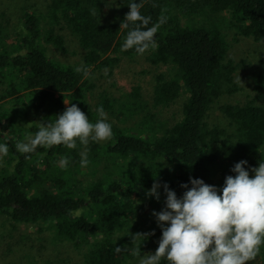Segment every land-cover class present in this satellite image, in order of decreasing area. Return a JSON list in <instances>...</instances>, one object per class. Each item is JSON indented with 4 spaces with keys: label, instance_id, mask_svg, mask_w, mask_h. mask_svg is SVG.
Here are the masks:
<instances>
[{
    "label": "trees",
    "instance_id": "obj_1",
    "mask_svg": "<svg viewBox=\"0 0 264 264\" xmlns=\"http://www.w3.org/2000/svg\"><path fill=\"white\" fill-rule=\"evenodd\" d=\"M103 2L50 0L48 17L53 27L48 30L42 26L44 16L34 11L24 13L19 33L11 34L0 24V101L12 98L37 115L46 112L47 120L65 110L66 97L78 100L84 77L46 53V44L63 47L64 37L59 34L63 28L77 36L85 51L83 64L89 69L113 68L121 57L138 56L131 49L120 51L127 32L120 28L129 11L127 0H117V15L111 20L103 13ZM140 12L152 17L150 23L167 16L155 35L158 47L145 55L152 65L177 69L176 76L156 77L152 98L155 107L166 108L185 95L172 125L156 124L148 113L136 126L112 125L108 141L87 145L86 168L79 166V144L75 149L54 145L38 146L30 154L17 151V143L37 130L34 120L29 127L17 124L19 129H11L3 142L8 151L6 163L0 166V216L14 224L46 225L59 240L79 248L82 264H129L136 254L154 253L160 228L152 224L149 231L142 230L137 222L138 211L148 207H139V201L153 203L157 210L164 206L162 187L158 201L146 195L154 182L167 183L180 197L184 191L180 185L188 183L190 176L219 188L225 176L234 175L230 169L236 162L247 161V170L264 161V106L255 100L224 103L220 110L230 120L232 130L209 124L214 105L224 95L241 90L235 83L237 66L228 57L229 44L221 25L213 20L183 23L184 18L228 12L230 26L238 35L264 41V0H144ZM111 53L116 57H110ZM263 84L264 74L255 81L258 93ZM128 97L131 103L127 107L124 101L102 94L95 109L102 104L106 113L120 115L126 123L140 116V88H134ZM95 109L80 110H87L86 116L95 122ZM5 116L0 108L1 127L11 124L10 120L3 123ZM25 117L20 116V120ZM64 155L71 159L68 167L61 168L58 161ZM112 164L116 166L113 172ZM136 233L154 234L132 243L131 235ZM126 245L131 248L124 250ZM116 247L121 252H116ZM259 254L264 264V245ZM160 264L167 262L161 260Z\"/></svg>",
    "mask_w": 264,
    "mask_h": 264
},
{
    "label": "clouds",
    "instance_id": "obj_2",
    "mask_svg": "<svg viewBox=\"0 0 264 264\" xmlns=\"http://www.w3.org/2000/svg\"><path fill=\"white\" fill-rule=\"evenodd\" d=\"M143 3L144 0H127L129 11L120 22V28L127 29L121 52L131 49L142 56L158 47L155 35L167 22V16L161 15L150 23L152 17L140 12ZM73 70L84 78L92 75L83 63ZM104 72L107 74V69ZM64 103L67 107L62 113L36 122L37 130L17 143L16 149L30 154L38 146L75 149L79 144V166L86 168L87 145L111 138L112 125L102 104L96 107L97 119L91 122L76 104ZM7 151V144L0 143V156ZM70 159L61 156L59 166L68 167ZM246 165L245 160L236 162L230 169L234 175L225 176L219 188L190 176L188 183L180 185L184 189L180 197L167 183L154 182L146 195L158 201L159 189L163 188L164 206L152 212L161 236L154 253L138 256L136 264H160L161 260L167 264H248L254 260L264 245V161L247 170ZM249 172L253 173L251 177ZM69 214H73L72 210ZM151 234L154 233L132 234L131 241L143 242ZM116 252L121 248L116 247Z\"/></svg>",
    "mask_w": 264,
    "mask_h": 264
},
{
    "label": "rangeland",
    "instance_id": "obj_3",
    "mask_svg": "<svg viewBox=\"0 0 264 264\" xmlns=\"http://www.w3.org/2000/svg\"><path fill=\"white\" fill-rule=\"evenodd\" d=\"M103 1V13L111 20L117 15L118 2L117 0ZM49 3L50 0H0V24L7 26L11 34L19 33L22 29L24 13L34 11L44 16L42 26L48 30L53 27L48 17ZM212 20L218 22L222 27L226 41L229 44L228 57L237 66L234 74L235 83L241 87V90L235 95H224L214 105L208 115L209 124L219 125L231 131L233 126L230 120L224 117L220 110L222 104L244 103L255 100L256 104L264 106V84L260 93L255 89L257 77L264 74V41H255L252 38L238 35L237 30L230 26L231 18L228 12L210 15L209 17L199 16L193 20L184 18L183 23L188 21L193 24H205ZM59 34L64 37L65 43L63 47L57 48L51 44H46L47 56L51 60L65 66L75 67L83 63L85 51L81 48L77 36L64 30V28L61 29ZM108 55L116 57L114 53ZM147 59L145 54L142 56L121 57L119 62L113 65L114 67L112 66L113 68L91 67L89 70L92 75L83 79L86 87L84 86V90L78 96V100L72 102L69 97H66L63 100L64 107H67L64 103L65 101L76 104L79 109H95V105L100 101L102 94H108L109 98L124 101L128 107V104L131 103V98L128 96L133 93L134 88L139 87L140 97L138 104L140 105V116L132 118L125 123L122 116H110L106 113L108 122L120 128L124 126L132 127L136 126L143 115L148 113L153 116L154 123L172 125L178 119L182 104L185 101V95H182L171 107L166 108L155 107L152 103V98L156 77L159 74L167 77L176 76L177 69L173 65L155 66ZM104 69H107V74H105ZM2 92L3 88L0 87V95ZM85 103L86 107H84ZM115 106V109L118 110L119 105ZM0 108L6 114L3 123H9V120L11 122V124H6L5 127L0 126V143L4 142L5 137L10 136L11 129L14 127L19 129L17 124L23 123L25 127H29L31 126V120L35 122H39L41 119L46 120L44 116L46 112L37 115L31 107L24 103L13 101L12 98L0 101ZM86 112L87 110L84 112L85 115H87ZM24 115H26L25 120L21 121L20 116L23 117ZM14 140L17 141L16 138ZM105 141H108V139ZM6 161L7 154L0 156V166L4 165ZM115 167L112 164V172ZM139 202V207H148L138 211L137 222L140 223L142 230L149 231L153 227L152 224H157L152 212H159L160 210H157V207L155 209L153 203ZM160 204L162 205V202ZM54 234L46 225L14 224L6 217L0 216V264H82V253L77 250L79 248L74 243L59 240ZM128 248L131 247L124 246V250ZM150 252L153 253L148 251L136 255L140 256ZM259 255L254 260L249 261L248 264H261ZM136 258L131 259L132 261L129 264H136Z\"/></svg>",
    "mask_w": 264,
    "mask_h": 264
}]
</instances>
